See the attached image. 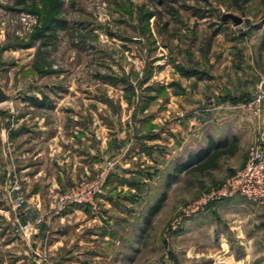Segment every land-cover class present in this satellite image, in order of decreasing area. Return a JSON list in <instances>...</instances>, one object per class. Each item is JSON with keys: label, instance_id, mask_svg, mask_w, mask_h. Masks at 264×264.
Returning a JSON list of instances; mask_svg holds the SVG:
<instances>
[{"label": "rangeland", "instance_id": "374dc122", "mask_svg": "<svg viewBox=\"0 0 264 264\" xmlns=\"http://www.w3.org/2000/svg\"><path fill=\"white\" fill-rule=\"evenodd\" d=\"M188 4L206 18L168 14L158 0H0V84L13 96L0 105V264H264V205L241 197L202 203L245 167L256 139L239 140L217 170L176 176L211 141L255 127L264 107L254 105L264 92V0ZM225 13L244 23L223 22ZM23 14L37 24L22 36ZM52 17L65 26L38 40ZM29 97L62 112L60 146L82 141L95 152L81 183L52 192L40 175L23 179L8 135L23 118L28 131L55 119L37 118ZM46 148L31 163L51 177ZM111 162L93 204L57 214L65 194L91 185Z\"/></svg>", "mask_w": 264, "mask_h": 264}, {"label": "crops", "instance_id": "0c3cea01", "mask_svg": "<svg viewBox=\"0 0 264 264\" xmlns=\"http://www.w3.org/2000/svg\"><path fill=\"white\" fill-rule=\"evenodd\" d=\"M263 87L264 89V76L260 77V87ZM35 99L34 97H29L28 101L30 102V99ZM38 107V106H36ZM43 107H39V111L34 112L33 114H38L39 116H36L37 118L44 119L47 114L52 115L54 119V122H45L44 120H39L35 124V126L32 128L33 130H26L25 127L23 126L25 124L24 118L20 121L18 120L17 122V128H19L17 131L12 132L11 134L8 135V144L12 143L13 140L16 139L17 142V153L20 155L18 156L19 159L22 160L23 165L21 166L20 172L22 176L24 177L23 179L26 180L27 184H31L36 180V176L40 175V179H38L37 182H40L38 184H44L47 183L48 185L50 184V190L52 192L57 191V189L65 188L67 184H70L72 182H82L80 181L81 179H84L85 176L89 173L88 167H90L88 160H89V151L91 150L92 154L93 149H90L83 145L81 143L82 141V136L83 133H80V136L78 138L79 142L76 145H67L66 147L60 146L61 140L63 141L64 137L61 135L60 130L62 129V124L57 123L56 119L57 118H62V112L55 109V110H44ZM30 115H28L29 117ZM11 117V116H9ZM73 117H77L76 115H72ZM219 118H215V121L218 122ZM9 126L11 125V121L8 122ZM217 124V123H215ZM22 126V127H21ZM11 127V126H10ZM9 127V128H10ZM27 128V127H26ZM59 132H56V131ZM81 130H84L81 128ZM243 132L241 131V135H239L237 132H233L228 137L230 136H235L237 137L240 141L242 140H251L252 142L256 139V142L259 140V138H264V107L262 109V112H260V116L258 117V121L256 122L255 127H244ZM31 131H37L38 133V138L34 137V139H30L28 136H32ZM223 132L217 131V128H215L214 135L217 138L220 136ZM227 138V137H226ZM218 140V138L216 139ZM39 142V144H44L41 145V154H31V151H35L34 143ZM71 142V141H70ZM48 147V156H52V163L50 164L53 168V176L49 177L48 173H46L44 170H41L40 172L34 171L33 170V163H31L32 158L37 159L39 156L43 158L42 153L45 152L43 149H46ZM64 148V149H63ZM73 148L76 150L73 152ZM96 155L98 156L99 154V147L97 146L96 148ZM104 152V147L102 145L101 151ZM198 153V152H197ZM195 153V154H197ZM192 155V156H195ZM147 157V156H146ZM230 157V156H229ZM233 157V156H231ZM226 158V157H224ZM223 158V159H224ZM222 159V160H223ZM29 160V161H28ZM221 160V161H222ZM220 161V162H221ZM30 162V163H29ZM96 163V162H95ZM53 164V165H52ZM220 165V164H219ZM54 166V167H53ZM59 166V167H57ZM30 175H33L32 177ZM37 176V177H38ZM79 184V183H78Z\"/></svg>", "mask_w": 264, "mask_h": 264}, {"label": "built area", "instance_id": "2783aa9c", "mask_svg": "<svg viewBox=\"0 0 264 264\" xmlns=\"http://www.w3.org/2000/svg\"><path fill=\"white\" fill-rule=\"evenodd\" d=\"M36 24L37 16L23 14L20 17V35L23 36L29 33ZM263 101L264 92L262 91L254 101V105L260 111ZM114 168L115 163H109L91 185H85L65 194L60 200L57 214L66 211L70 207L93 204L94 199L102 193L109 174ZM237 197H241L256 205H264V138H259L251 148L245 167L228 179L223 188L212 193L202 203H206L207 201L232 200ZM12 207L15 212L20 213L23 208L22 197L13 200ZM22 230L28 233L31 227L28 223H24ZM41 263L39 261L37 264Z\"/></svg>", "mask_w": 264, "mask_h": 264}, {"label": "trees", "instance_id": "16d2710c", "mask_svg": "<svg viewBox=\"0 0 264 264\" xmlns=\"http://www.w3.org/2000/svg\"><path fill=\"white\" fill-rule=\"evenodd\" d=\"M36 0H17L18 5H25L29 2H35ZM193 0H158V4L168 12V14L176 15L181 10L191 12L193 16L198 17L200 19L206 18V13L201 7H197L196 5H189L188 2ZM195 2L200 3L203 0H194ZM247 2V0H244ZM59 13V8L55 10L54 14ZM222 20V19H221ZM65 26V22L52 17L47 24L39 30L36 38L38 40H46V39H54L57 36L58 29ZM216 36V33L214 37ZM199 75L198 73H196ZM201 76V75H199ZM30 102L34 106L43 107L44 104L38 100L30 99ZM239 149V139L237 137H233L232 139H225L223 141H211L209 147L205 150L199 151L196 156L190 157L187 163L181 165L177 168L176 176L179 173H183L184 171L193 170L199 172L201 174L206 173L208 171L217 170L220 164V161L224 157L234 156ZM176 180V178L171 177V181Z\"/></svg>", "mask_w": 264, "mask_h": 264}, {"label": "water", "instance_id": "95a60500", "mask_svg": "<svg viewBox=\"0 0 264 264\" xmlns=\"http://www.w3.org/2000/svg\"><path fill=\"white\" fill-rule=\"evenodd\" d=\"M229 20H231L235 24V26H240V25H242L244 23L243 19L240 18L237 15H234V14H231V13L223 14L222 21L223 22H227ZM12 99H13V96L8 95L4 91V89L1 87V84H0V105L3 104V103L9 102Z\"/></svg>", "mask_w": 264, "mask_h": 264}]
</instances>
